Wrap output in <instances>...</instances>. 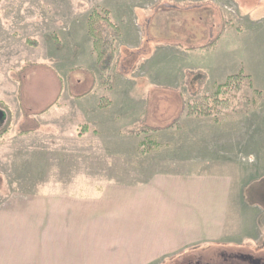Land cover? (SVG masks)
I'll return each mask as SVG.
<instances>
[{
    "label": "rangeland",
    "instance_id": "rangeland-1",
    "mask_svg": "<svg viewBox=\"0 0 264 264\" xmlns=\"http://www.w3.org/2000/svg\"><path fill=\"white\" fill-rule=\"evenodd\" d=\"M96 9L121 28V62L107 74L88 34ZM242 67L264 92V0H0V100L14 118L0 140V201L12 189L85 193L230 162L243 172L264 157V99L232 100L237 111L219 122L182 108ZM143 122L160 141L148 153L138 144ZM155 264H264V245L204 244Z\"/></svg>",
    "mask_w": 264,
    "mask_h": 264
},
{
    "label": "crops",
    "instance_id": "crops-1",
    "mask_svg": "<svg viewBox=\"0 0 264 264\" xmlns=\"http://www.w3.org/2000/svg\"><path fill=\"white\" fill-rule=\"evenodd\" d=\"M261 155L243 172L230 162L109 180L85 193L12 189L0 201V264H155L204 244L264 245Z\"/></svg>",
    "mask_w": 264,
    "mask_h": 264
},
{
    "label": "trees",
    "instance_id": "trees-1",
    "mask_svg": "<svg viewBox=\"0 0 264 264\" xmlns=\"http://www.w3.org/2000/svg\"><path fill=\"white\" fill-rule=\"evenodd\" d=\"M87 28L93 41V50L101 72L107 74L116 69L121 62L119 49L117 48L121 28L112 20L109 9L92 11L87 19ZM205 79V75L200 77L199 84L204 83ZM105 83L110 85L112 81L107 80ZM109 87L111 88L112 85ZM193 93L198 96L197 100L190 101L185 98L183 100L182 108L186 114L197 117L210 116L216 122H219L222 114L228 115L237 111L236 108L234 109L232 100L244 98L251 104L250 106L257 107L264 97L263 90L254 87V79L252 75L245 71L244 67L236 73L229 74L225 81L217 82L212 92L204 93L203 89L201 90L199 87ZM110 104L111 100L107 96L101 97L100 108H108ZM0 112L3 114L0 117V140H2L12 129L14 118L12 109L3 100H0ZM154 130H156V127L148 126L144 122L140 125L138 133L142 138L138 144L141 151L148 153L160 146V141L153 138L151 133ZM31 131L32 128H26L20 129L19 133L24 134Z\"/></svg>",
    "mask_w": 264,
    "mask_h": 264
},
{
    "label": "water",
    "instance_id": "water-1",
    "mask_svg": "<svg viewBox=\"0 0 264 264\" xmlns=\"http://www.w3.org/2000/svg\"><path fill=\"white\" fill-rule=\"evenodd\" d=\"M3 116V114H0V117H2Z\"/></svg>",
    "mask_w": 264,
    "mask_h": 264
}]
</instances>
